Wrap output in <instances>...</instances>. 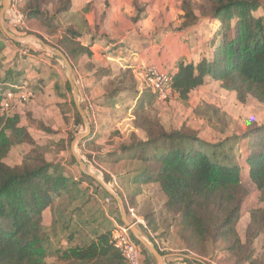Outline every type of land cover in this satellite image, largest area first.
Masks as SVG:
<instances>
[{
	"label": "trees",
	"instance_id": "trees-1",
	"mask_svg": "<svg viewBox=\"0 0 264 264\" xmlns=\"http://www.w3.org/2000/svg\"><path fill=\"white\" fill-rule=\"evenodd\" d=\"M46 1L26 2L22 11L28 22L36 20L52 27L42 12ZM207 1L197 6L190 0H183L185 13L181 29L195 26L201 19H207L210 24L217 22L220 27L208 44L209 51L199 61L178 63L172 83L175 99L188 105L191 93L211 78L235 92L241 102L252 97L264 103V0ZM79 36V32L69 28L56 43L73 65L83 55L91 56V50L78 40ZM2 49L0 45L1 59H5ZM11 74L14 71L7 69L0 78V264H49L50 256L57 257L61 264H127L111 242L112 229L104 227V218L92 210L90 197L79 187L81 181L67 176L62 165L47 159L28 128L20 126L18 115L2 114L9 88L25 83L10 82L13 80ZM32 91L35 93V89ZM111 94L115 95L114 91ZM147 106L141 102L134 109V123L144 131L145 137L134 134L129 143L120 145L122 156L119 160L124 161L125 174L121 176L123 187L120 185L116 189L127 209L130 205L136 206V199L145 186L157 184L165 194L164 210L175 221L186 255L203 256L209 245L221 242L236 258V264L251 262L255 254L254 239L264 235V208L251 209L246 242L239 236L238 223L249 198V190L243 184L244 174L264 199V124L252 122L242 134L211 142L187 125L168 129L159 119L149 118ZM196 113L212 125L223 121L220 110L214 107L209 114L199 109ZM28 122L46 133L57 132L43 122H36L30 114ZM76 122L77 126L83 124L78 113ZM6 131H11L18 143L34 146L20 164L6 162L13 148ZM81 175L96 184L93 178ZM104 178L112 182L107 174ZM96 188L117 208L113 197L97 184ZM57 202L60 220L67 217L69 225L79 224L90 235L78 241L75 235L79 232L74 229L68 239L79 244L52 253L44 211L54 208ZM73 215L77 217L75 222ZM139 226L148 234L142 225ZM132 238L140 247L143 263L156 264L143 245ZM262 244L264 246V239ZM188 263L198 262L186 258L175 264Z\"/></svg>",
	"mask_w": 264,
	"mask_h": 264
},
{
	"label": "crops",
	"instance_id": "crops-1",
	"mask_svg": "<svg viewBox=\"0 0 264 264\" xmlns=\"http://www.w3.org/2000/svg\"><path fill=\"white\" fill-rule=\"evenodd\" d=\"M27 1L22 0L21 9ZM1 2L2 0H0V4ZM171 2L172 0H47L42 6V12L45 18L51 22L52 27L48 28L40 22L42 26L38 24L33 28L35 22L38 21L30 20L28 22V30L34 34L45 39V36H49L57 41L63 38L67 29L72 28L80 33L78 40L91 50V56L83 55L73 65L75 77L77 79L78 76L81 81V89L94 103V105L92 104L94 111L92 112L87 108L86 115L90 118L91 123L95 124V127H93L92 134L83 146L85 147L93 142L97 146L91 151L85 148L84 153L93 159L102 174H107L111 177L112 182L118 184V188H120V185L121 188L123 187L121 176L125 174L124 161L119 160L122 156L120 145L129 143L134 134L141 138L145 137L144 131L136 127L134 123L135 116L132 113L129 114V118L116 116L118 109L122 105L119 101L120 93H126V97H130L133 100L134 104H132L131 110L138 103L144 102L149 93L151 98L154 97L158 101L151 89L140 86L141 83L136 77V70L140 67L153 65L175 74L178 69V63L197 62L210 49L207 41L206 46L208 48L190 58L183 50H178V52L172 50L173 44H175L174 40L177 38L175 33L164 34L162 38L154 39L151 33L155 29H159L164 22L159 18L162 9L167 6L171 7ZM168 17V19H173L171 16ZM4 22L13 34L26 35L12 29L7 24V14ZM201 23H209V21L201 19L197 25L181 30L183 33H188L191 28ZM213 24L211 23V25ZM44 28L47 31L54 30L56 35H53L54 31L51 34H45L43 32ZM215 31L216 29L212 32L213 37ZM0 45H2V53L5 56V59H1L0 56V78L5 75L7 69H11L14 74H11L13 75L11 76L13 80L10 82L24 81L25 83L21 86V89H25L26 85H29L35 89L36 93L40 89L43 90L45 86L51 85V82H47L48 80H43L44 75L39 70L36 71L34 69V71L31 68H27L29 65L32 66V62L36 63L38 57L31 52L23 51L25 46L21 42L8 38L2 31L1 22ZM17 71L20 74L15 79ZM21 72H24V74L22 75ZM114 89L118 90L116 95L111 94ZM132 93H134V96L131 95ZM184 106H189V104ZM196 110L198 108H195L194 111L196 112ZM29 114L35 120L33 114L28 112L26 117L27 125H22L21 117L18 116L20 117V126H26L30 132L31 128H37L38 126L29 125ZM114 126L119 130L120 137L114 136L111 139V130L114 129ZM192 128L197 130L200 137H202L197 128ZM38 129L40 128L38 127ZM40 130L43 131L42 129ZM54 130L57 131L56 134L59 131V129ZM43 132L46 133L45 131ZM117 140L118 142L113 145L109 143ZM81 173L80 170L79 174H73L72 178L75 181H81L79 187L84 189L90 197L92 210L104 218V227L109 230L113 229L118 221L117 208L111 202L108 203V198L96 188V184L99 185L96 180H94L96 184H93L90 180L82 178ZM160 191L157 184L145 186L142 194L136 199V206L133 207L138 210L141 222L138 225H142L153 240L165 243L169 248L165 254L168 264H175L186 260V258L196 259L197 264H236V258L225 249V245L221 242L209 245L207 253L203 256L186 255V248L177 234L175 221L164 210L163 206L166 200L164 201L160 196ZM159 196L160 200H157ZM257 206L264 208V200H254L252 204H247L246 202L244 206L243 216L238 223V233L242 242H246L247 229L251 224L250 211ZM60 216L61 211L58 202L54 208L50 207L44 211V225L50 234V249L52 253L57 249L66 250L76 246L79 244L78 241H82L84 237L90 235V232L86 234V228L79 224L69 225L67 217L61 221ZM72 220L75 222L77 217L73 215ZM74 229L79 232L75 235L77 236V242H71L68 239ZM83 233L85 234L83 235ZM263 239V234L254 239V257L251 262L245 264H264ZM47 261L49 264H61L55 256L48 257Z\"/></svg>",
	"mask_w": 264,
	"mask_h": 264
},
{
	"label": "rangeland",
	"instance_id": "rangeland-1",
	"mask_svg": "<svg viewBox=\"0 0 264 264\" xmlns=\"http://www.w3.org/2000/svg\"><path fill=\"white\" fill-rule=\"evenodd\" d=\"M190 1L197 6L207 4L208 2L207 0ZM171 3L172 6L163 8L159 16L162 22L164 21L162 26H160L159 29H155L151 35L154 36V39H160L164 34L175 33L177 38L174 40L175 44H173L172 50H176L177 52L178 50H183L187 56L192 58L195 54L203 52L208 48V46H206L207 41L210 42L212 40V32L214 29L217 30L220 27V24L217 22L213 25L210 23H201L200 25L191 28L188 33H183L180 27L185 13L183 0H172ZM1 7L2 2L0 4V10ZM168 16H171L173 19H168ZM38 24L39 26L41 25L40 22H35L34 27H32L35 28ZM53 31H47L46 28L43 29V32L47 35L53 33ZM53 35H56L55 31ZM45 37L46 39L44 37L42 38L57 46V40H54V38L49 36ZM21 44H24L25 49L28 52H31L38 57L36 63L32 62V66L29 65L27 68H31V70L35 69L36 71L39 70V72L44 75L43 80H48L47 82H51V85L45 86L43 90L37 89L38 91L36 93H33L32 87L29 85H26V89H20L21 91L19 93H15L16 95L12 100L13 109L9 114L10 116L19 115L21 117V124L27 125V113L31 112L35 120L39 122L42 121L53 129H59L57 134H46L37 127L31 128L30 133L36 143L43 148V152L48 160L62 165L66 174L72 177L73 174H79L80 172L79 164L72 152V141L76 136L85 133L87 131V126L82 118L81 120L83 124L79 126L76 125L78 110L75 105L69 82L67 81L65 63L52 52L45 51L35 40L28 39L22 41ZM19 74L20 73L17 71L14 78L17 79ZM76 82L80 88V104L86 113L87 103L92 100L81 89V81L78 76ZM26 90L31 92V96H29L27 100H23L22 96L25 94ZM117 91V89H114L115 95ZM149 94L144 101L148 105L147 112L149 113V118L159 119L168 129L180 128L182 125H189L190 127L197 128L200 131L201 138L207 141L215 142L226 136L242 134L252 122L264 124V103H261L252 97L248 98L246 102H241L237 98L235 92L227 90L221 82L212 79H207L203 86L199 87L192 93L189 106L182 105L176 99L167 102H158L154 97L151 98ZM131 95L134 96V93ZM126 96V93H120L119 95V101L122 105L118 109V113H116L117 117L123 116L129 118L130 113L134 115L135 108H132L133 110H131L132 104H134L133 100ZM91 103L94 105L93 102ZM139 104L140 103H138L137 106H139ZM211 107L220 110V116L223 118V121H217L212 125L207 119L198 116L194 111L195 108H198L201 113L209 114ZM65 118H68V120ZM93 127H95V124L93 125L91 123V134L93 132ZM111 133V139H113L114 136L120 137L119 130L115 126L114 129L111 130ZM6 134L13 142V149L6 161L10 165L19 164L25 156L31 153L34 146L25 142L18 143L11 131H6ZM116 142H118V140L115 142L110 141L109 143L113 145ZM80 144L74 147L77 156L84 161L86 166L90 168L91 172H99L100 170L97 164L91 157L84 153L85 148L91 151L95 149L97 145L94 144V142L85 147L83 146L84 144ZM99 174L101 179L106 182L104 174L101 172H99ZM107 184L115 190L118 188V184L114 182H107ZM243 184L249 190L247 204H252L254 200H264L260 198V192L256 189L255 185L249 180L246 174L243 176ZM159 193L165 201V194L162 191ZM160 196L157 200H160ZM117 218L119 221L120 209L118 204ZM146 235L148 240L155 244L153 238L148 234ZM51 260L49 261L51 262Z\"/></svg>",
	"mask_w": 264,
	"mask_h": 264
},
{
	"label": "built area",
	"instance_id": "built-area-1",
	"mask_svg": "<svg viewBox=\"0 0 264 264\" xmlns=\"http://www.w3.org/2000/svg\"><path fill=\"white\" fill-rule=\"evenodd\" d=\"M21 2L22 0H11V5L7 12V23L12 29L18 32H25L29 27L27 16L20 6ZM23 51L27 50L24 49ZM135 73L138 81L141 83L140 86L146 89H151L159 102H167L176 98V94L172 87L174 73L153 65L140 67ZM20 89L21 86L14 85L7 91V98L2 105V114L5 116H10L9 113L13 109L12 100L16 95L15 93ZM29 96H31V92L26 90L22 99L27 100ZM87 108L92 112L94 111V106L91 102L87 103ZM107 202H110L109 198L107 199ZM128 213L132 221L137 224L141 223L138 211L135 207L128 206ZM153 241L155 242L156 247H158L164 255L168 252L169 248L165 243L163 244L156 240ZM111 242L113 246L121 252L127 264H144L140 247L132 238L129 228L123 223H120L119 221L116 222L111 232Z\"/></svg>",
	"mask_w": 264,
	"mask_h": 264
},
{
	"label": "water",
	"instance_id": "water-1",
	"mask_svg": "<svg viewBox=\"0 0 264 264\" xmlns=\"http://www.w3.org/2000/svg\"><path fill=\"white\" fill-rule=\"evenodd\" d=\"M10 5H11V0H2V7L0 10V22H1L2 31L5 33V35L8 38H10L11 40L16 41V42H22V41H25L28 39L35 40L42 46V48L45 51L52 52L57 57L61 58L65 63V70L67 72V81L69 82V85H70V88H71V91H72V94L74 97L76 108L78 110L79 115L81 116V118L83 119L84 123L87 126V131L83 134L76 136L74 138V140L72 141V152H73L74 157L76 158V161L79 164V168H80L81 172L86 174L87 176L93 178L94 180H96L98 182V184L101 186V188L104 191H106L111 197L114 198V200L116 201V203L118 204V207L120 209V220L122 221V223L124 225H126L129 228L131 235L138 242H140L143 245V247L149 252V254L154 259L156 264H168L166 261V259H167L166 255H164L158 249V247H156L155 244L151 243L148 240L147 235L144 232V230L137 223H135L134 221L131 220L130 215L128 213L126 203H125L123 197L119 194V192L117 190L111 188L107 184V182H105L104 180L101 179L100 174H99L100 171L99 172H91L90 168L88 166H86L84 161H82L77 156V154L74 150L75 146H78V144H80L84 139H86L87 137L90 136V134H91V123H90L88 116L86 115V113L84 112V110L80 104V93H79V88H78V85L76 82L75 70H74L73 63L67 57V55L63 52V50H61L59 47L49 43L48 41L41 38L37 34L32 33V34L20 36V35H16V34H13L12 32H10V30L6 27V25L4 23V18H5V15L7 14L8 10L10 8Z\"/></svg>",
	"mask_w": 264,
	"mask_h": 264
}]
</instances>
